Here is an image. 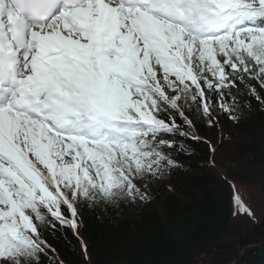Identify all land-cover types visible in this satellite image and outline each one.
Segmentation results:
<instances>
[{"label": "snow or ice", "instance_id": "snow-or-ice-1", "mask_svg": "<svg viewBox=\"0 0 264 264\" xmlns=\"http://www.w3.org/2000/svg\"><path fill=\"white\" fill-rule=\"evenodd\" d=\"M262 93L264 0H0V264L55 256L84 204L147 200L194 119Z\"/></svg>", "mask_w": 264, "mask_h": 264}, {"label": "trees", "instance_id": "trees-1", "mask_svg": "<svg viewBox=\"0 0 264 264\" xmlns=\"http://www.w3.org/2000/svg\"><path fill=\"white\" fill-rule=\"evenodd\" d=\"M242 99L238 122L221 115L209 127L194 119L199 139L181 141L173 153L178 166L148 182L147 200L84 204L78 231L58 222L46 231L56 255L48 252L42 264H86L82 240L87 264H229L244 247L264 243V104ZM218 155L233 166H219ZM234 195L253 217L238 212ZM219 252H232L231 259ZM237 264H264V246L248 248Z\"/></svg>", "mask_w": 264, "mask_h": 264}, {"label": "water", "instance_id": "water-1", "mask_svg": "<svg viewBox=\"0 0 264 264\" xmlns=\"http://www.w3.org/2000/svg\"><path fill=\"white\" fill-rule=\"evenodd\" d=\"M262 246H264V243H256V244L248 245V246L244 247V249L242 250L241 254L238 257L234 258L230 262V264H237L241 260V258L244 256V254H245V252L247 251L248 248H250V247H262ZM230 255H232V252H227V254H225L223 252H219L215 256L216 257H221V256L227 257V256H230Z\"/></svg>", "mask_w": 264, "mask_h": 264}, {"label": "rangeland", "instance_id": "rangeland-1", "mask_svg": "<svg viewBox=\"0 0 264 264\" xmlns=\"http://www.w3.org/2000/svg\"><path fill=\"white\" fill-rule=\"evenodd\" d=\"M216 155V154H215ZM223 158V159H222ZM225 159H224V157L223 156H221V155H218L217 157H216V163L217 164H219V166H221V165H224L227 161H224ZM221 162H223V163H221ZM227 165H229V166H233V164L231 163V162H227L226 163ZM222 172H223V169H220ZM221 172V173H222ZM244 190H245V188H244ZM227 260H229V259H231V256H229V257H227L226 258Z\"/></svg>", "mask_w": 264, "mask_h": 264}]
</instances>
